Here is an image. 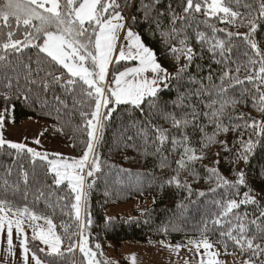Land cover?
Returning <instances> with one entry per match:
<instances>
[{
    "label": "trees",
    "instance_id": "1",
    "mask_svg": "<svg viewBox=\"0 0 264 264\" xmlns=\"http://www.w3.org/2000/svg\"><path fill=\"white\" fill-rule=\"evenodd\" d=\"M119 2L123 6L125 0ZM244 2L256 4L257 0H241L242 4ZM184 3L185 0H131L126 8L122 7L127 26L141 36L155 52L161 65L174 75L163 83L151 107L147 101L141 108L120 104L106 121L103 141L98 148L103 161L101 172L97 173L89 195L93 224L87 232L90 233L93 245L96 241L103 247H107L109 242L120 245L124 241L145 242L159 239L185 244L201 241L204 232L222 256L236 252L242 264L251 256L250 252H241L229 239L225 254L223 244L218 241L221 239L220 233L232 227L237 217H243L247 213V219L251 220L264 211V133L258 127L253 130L246 126L252 120L264 121V111L258 110L259 96L264 94V84L245 79L251 74V69L245 67L247 58L243 55L249 49L243 39V34L249 31L247 21H244V26H241L239 18L235 24H227L215 17L208 18L203 13L190 12L186 19H178L173 23L172 13L182 16ZM239 10L241 13L246 12L244 8ZM205 20L208 23H202ZM208 24L226 31L213 34ZM227 31L241 35L228 38ZM198 33H204L205 39H199ZM19 35L23 37L22 29ZM213 35L217 39H225L227 47L232 49L223 58L219 54V48L215 49V55L210 51L214 43ZM185 38L187 46L194 53L190 63L184 54H173L169 50L172 45L181 48L180 40ZM254 39L264 50V20L260 21ZM35 43H42V40ZM38 60L39 67L44 71L37 74ZM185 64L187 68L180 78H173L177 69ZM238 66L239 73L236 72ZM29 69L31 79L37 81L35 84H28L25 79L29 75ZM48 70L54 71L56 75L66 71L35 46L24 48L20 53H11L6 61H0V92H8L13 97L6 104L3 96H0V111L8 108L5 123L29 118L45 121L48 124V136L62 145H71L78 154H83L87 130L86 119L81 113L91 112L94 105L90 98L81 96L79 86L74 92L61 84H50L44 89L41 78ZM225 72L238 76L243 83H229L225 77L223 86L227 92L219 94L222 84L220 78ZM9 80L12 81L11 91L6 88ZM17 81L21 90L31 88L27 102L22 96L15 98ZM56 96L63 103L56 101ZM226 100L240 102L225 104L221 109ZM213 113L217 115L213 116ZM172 116L180 120L187 119L188 126L174 127L170 118ZM217 124L227 127L228 131L218 132ZM157 127L167 132L168 138L162 146L156 139ZM201 127L204 129L203 133L200 131ZM185 133L191 140L190 146L197 150V155L201 154L202 143L207 144V147L203 148V160L189 165L187 170H180L182 186L177 187L175 182L169 184L168 181L176 175V160L180 159L183 148L176 145L174 150L172 140L175 138L179 141ZM214 133L216 135L213 137ZM127 136H132L133 139L127 140ZM208 137H213V141L209 142ZM249 139L253 141L254 147L247 153L248 159L245 161L238 156L242 151L241 142ZM220 141L227 142V151ZM165 158L170 166L162 168L160 164ZM48 167L47 161L40 158H35L33 163V158L26 152L17 154L16 150L7 145L0 147V199L9 200L14 205V210L28 207L30 211L53 220L57 234L64 240L61 254L39 252L37 249L41 248L40 241L30 239L29 247L43 260L51 264H87L83 255L78 254L77 248L67 251L68 236H72L77 243L79 238L78 234L73 235L79 231L74 210L71 209L74 194L70 192L67 182L55 185L54 174L47 171ZM212 168L218 169L221 176L233 182L237 180L235 173L242 170L245 173V184L236 188L219 186V181L208 171ZM25 171L28 173L27 183L23 177ZM92 179L89 178V181ZM185 184L190 186L191 194L189 188L183 186ZM249 189L257 203L243 204L227 217H221V224L212 223L223 211L222 204L226 205L229 199H244L243 194ZM41 191L43 195L40 194ZM200 192L204 195L200 196ZM147 198H154V202L134 215L106 216V209L111 205ZM255 232L253 226L249 234ZM257 242L264 243V239ZM260 259L264 260V256ZM116 264L132 263L127 256L121 254Z\"/></svg>",
    "mask_w": 264,
    "mask_h": 264
},
{
    "label": "snow or ice",
    "instance_id": "2",
    "mask_svg": "<svg viewBox=\"0 0 264 264\" xmlns=\"http://www.w3.org/2000/svg\"><path fill=\"white\" fill-rule=\"evenodd\" d=\"M131 0H125L123 6L119 0H0V61H6L9 54L20 53L22 49L29 46H35L41 53L46 54L56 65L61 66L63 70L60 75H56L54 71L48 70L45 76L41 78V84L44 89H47L50 84H61L66 89L74 92L76 87L81 88V96L90 98L94 105L91 112H82L81 115L86 119L87 141L85 142V149L79 159L65 158L60 153L53 154L56 159H49V154L39 152L25 143L13 142L6 140L3 135V127L5 123L8 108L0 111V147L7 145L9 148L16 150L17 154L28 153L33 158H40L47 161L49 167L48 172L53 173V180L55 185L59 186L67 181L70 192L74 194V202L71 203V209L75 213V223L78 228L80 239L77 243L68 236L67 251L71 252L77 247L83 254L87 264H102L96 259L97 251H93L88 246V237L90 233L87 232L93 221L89 211V195L90 190L95 183L97 173L101 172L103 161L99 155V145L103 141L105 124L110 119L114 107L110 105L130 104L136 108L147 101L149 106L157 98L160 90V85L165 83L170 78L167 69L164 68L156 58L155 52L147 47L139 34L133 32L131 27L126 28L125 17L122 14V7L126 8ZM158 2V0H157ZM147 8V5L145 6ZM240 8L246 10L241 13ZM190 12L203 13L208 18L215 17L222 23L235 24L239 18L241 26H244V21H247L248 32L243 34V39L249 46L243 55L247 58L245 67L251 69V74L247 75L245 79L249 82L259 81L264 84V50H262L258 42L254 39V34L260 21L264 20V0H257L256 4L244 2L241 0H185L183 7V15L172 13L173 23L178 19H186ZM256 15H253V13ZM162 15V13H161ZM202 23H208L207 20ZM212 29L213 34L218 31H226L224 29H217L213 24H208ZM6 29V31H5ZM23 30V37L19 33ZM126 29L125 41L117 54V43L119 41V33ZM175 31V29H173ZM198 38L205 39L204 33H198ZM233 35L240 36V33L226 32V36L231 38ZM212 47L210 51L213 55L216 54L215 49H220V56L223 58L225 53H230L232 49L227 47L225 39H217L213 35ZM42 43H35L41 41ZM181 48L175 45L170 47V52L173 54L182 53L186 60L190 63L193 59V49L186 44V38L180 40ZM251 52V55H250ZM179 59V56L176 57ZM137 61L138 65L135 67H127L123 71L113 70V79L108 81L109 69L113 61L118 65L120 61ZM39 60L37 61L38 72L44 71L39 67ZM187 64L177 69L175 79H179L181 73L185 71ZM239 66L236 72L239 73ZM151 73V78L147 75ZM131 77V79H129ZM225 77L228 82L243 83L238 76H231L229 72H225L221 76L222 84L219 88V94H225L227 89L223 86ZM28 84L37 83L36 80L31 79V69L29 75L25 77ZM211 79V77H209ZM6 88L12 90V81L9 80ZM259 91V89H258ZM30 87H25L23 90L19 88L17 81V90L14 95L19 99L21 96L27 102L29 100ZM6 104L13 98L8 92H0ZM54 99L60 103L59 96ZM240 101L231 100L224 101L221 105L223 109L225 104L239 103ZM259 111H264V94L259 96ZM207 115V114H205ZM213 113V116H216ZM173 126L176 128L187 127L189 121L187 119H176L174 116L170 117ZM243 118V117H241ZM195 119V117L193 118ZM250 119V118H249ZM150 123V122H149ZM196 127L195 124H193ZM247 127L255 130L257 127L261 133H264V121L257 122L252 120ZM217 130L227 132L228 128L217 124ZM140 131H143L142 129ZM203 133V127L200 128ZM156 139L159 145L162 146L167 137L166 130L162 128H155ZM216 133L213 134V137ZM213 137H208V141L212 142ZM127 140H132V136H127ZM34 143L39 144V139ZM172 143L175 146L179 145L183 148L180 159L176 160L177 170L176 175L168 181L169 184L175 182L177 187H181L179 179L180 170H187L189 165L194 164L198 160H203V148L207 144L202 143L201 154L197 155V150L192 148L191 140L187 133L178 141L173 138ZM227 151V142L220 141ZM242 151L238 158L247 161V153H250L254 147L251 139L247 142H241ZM159 151V148H157ZM218 164L219 161H216ZM160 166L169 167L167 159L161 161ZM114 167V166H113ZM121 171H127L121 169ZM211 176L219 181V186H227L236 188L239 185L245 184V173L241 170L236 172L237 180L235 182L229 181L218 172V169L212 168L208 170ZM24 181L27 183L28 173H23ZM89 178H93L89 181ZM7 183V181H5ZM191 188L188 185H183ZM215 191V189H211ZM43 195V192L40 193ZM200 196L204 193L200 192ZM244 199L237 201L229 199L226 205L222 204L223 211L218 214L217 219L212 221L214 224H221V217H227L234 209H238L243 204L257 203L256 197L251 195V189L244 192ZM15 217V218H13ZM24 218L30 221H37L43 219L47 228L44 229L39 225L30 224L33 228V240H38L47 246L50 253L61 254L64 240L61 235L55 231V224L53 220L47 216L38 215L34 211H30L28 207L23 209L15 208L14 205L7 199H0V233L7 232V249L11 254L13 249V229L19 239V245L22 250L23 264H29V259L34 264H43L41 258L36 251H32L28 247V237L24 229ZM231 223V221H228ZM255 227L256 232L251 235V228ZM207 224H205V231ZM167 231V228L164 229ZM201 241H190L194 243L197 254L201 256L207 255L206 264H220L218 257L219 251L210 252L214 247L213 243L209 242L207 236L202 232ZM221 239L218 243L223 244L225 254H227V240H231L241 252L246 250L251 253V256L244 260L242 264H264V260L260 258L264 256V243L257 242L264 239V211H261L259 216L248 220L247 213L243 217H237L236 223L232 225L227 231L220 233ZM163 243V242H162ZM180 246L176 245L178 249ZM101 245L95 244V249L100 250ZM203 248L204 252L200 253ZM39 252H44L43 248L37 249ZM133 257V261H134ZM200 264H205L201 259Z\"/></svg>",
    "mask_w": 264,
    "mask_h": 264
},
{
    "label": "rangeland",
    "instance_id": "3",
    "mask_svg": "<svg viewBox=\"0 0 264 264\" xmlns=\"http://www.w3.org/2000/svg\"><path fill=\"white\" fill-rule=\"evenodd\" d=\"M125 21L127 22L126 17H125ZM127 27L128 26L126 23V28ZM133 32L135 31L133 30ZM125 35H126V29L122 30L119 33V41L117 43V54L119 52L120 47L126 43ZM142 42L147 47H149L143 41V39ZM137 65H138L137 61H129V60L120 61L118 65L115 63V61H113V64L110 66L109 69V75L107 78L108 81H111L113 79L114 69L123 71L127 67H135ZM167 71L170 74V78H171L174 75V73L168 69ZM147 75L149 76V78H151L152 74L148 73ZM129 79H131V77H129ZM162 86L163 84H161L159 87L161 88ZM116 106L117 105H113L112 107L115 108ZM47 127L48 124L45 121L29 118L20 122L12 121L10 123H4V127L2 131L4 138L6 140H10L18 143H25L28 147H31L39 152L42 153L46 152L49 154V159H56V157L53 155L55 153H60L65 158L79 159V157L82 154H78L71 145H62L53 138H51L50 136H48L46 133ZM36 139H39L40 141L39 144L34 143ZM153 202H154V198H147V199H136L134 201H130L127 203H117L109 206L106 209V216L108 218H111L118 215H134L135 212L144 210L147 206H150ZM30 224L39 225L44 229L47 228V225L45 224V221L43 219L37 221H30L29 219L24 218L23 226L29 240L28 247L30 246V239H33L34 236L33 228L29 226ZM79 239L80 237L78 238V242ZM88 240H89L88 246L92 248L93 251H97L98 254L96 256V259L101 261L102 264H107V263L116 264L120 260L121 254L127 256L132 264H200L201 259H203L206 264V261L208 259L207 255L201 256L200 254H197L195 244L190 242H187L185 244L170 243L165 239L150 240L145 242L124 241L120 245H114L113 242H109L107 247H103L101 245L100 250H96L95 244L97 242L94 241V245H93L90 235L88 237ZM176 245H179L180 247L177 249ZM41 248H43L45 252L49 254H53L49 252L47 246H45L43 243H41ZM6 249H7V232L5 226V231L3 233H0V264H23L22 255H21L22 250L19 245V239L17 238L15 228L13 229L12 253L9 254L6 251ZM77 250H78V254L81 253L78 247ZM209 251L216 252L218 250L213 247ZM203 252L204 249L201 248L200 253ZM37 255L39 256L38 253ZM133 257L135 258L134 261H133ZM41 260L43 261V264H51L43 260L42 258ZM218 260L220 264H240V257L236 252H233L228 256H222L220 253ZM29 264H34V262L31 261V259H29Z\"/></svg>",
    "mask_w": 264,
    "mask_h": 264
}]
</instances>
